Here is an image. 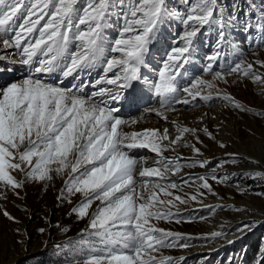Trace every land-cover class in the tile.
Instances as JSON below:
<instances>
[{"label": "snow or ice", "instance_id": "snow-or-ice-1", "mask_svg": "<svg viewBox=\"0 0 264 264\" xmlns=\"http://www.w3.org/2000/svg\"><path fill=\"white\" fill-rule=\"evenodd\" d=\"M242 15L235 7L228 12L220 0H0V73H23L0 85V198L7 199L9 192L19 198L26 182L64 178L58 199L71 203L79 194L71 213L88 219L71 248L76 253L71 264H177L162 250L189 247L178 242L190 238L155 222L175 218L179 223L172 209L189 200L202 202L206 193L199 189L215 193L208 177L178 184L167 175L209 161L164 153L183 146L199 156L195 144H181L185 134L198 144L203 143L198 132L216 137L208 128L175 122L174 136L167 128L125 131L138 120L122 118L120 112L124 104L139 105L143 96L156 98L160 107L147 111L165 122L166 111L195 107L199 101L219 99L249 111L217 85H228L233 75L264 82V72L254 67L264 69V60L249 62L239 42L229 39L233 32H255L258 38L246 41L248 49L258 50L254 56L264 54V0L251 3ZM174 25L178 30L172 34ZM213 34V51L201 58L199 46L207 47ZM158 46L162 55L156 61ZM225 47L238 53L227 63ZM201 60L200 73L211 79H189V66ZM69 77L73 82L66 84ZM219 147L228 146L221 142ZM135 149L155 154L154 165L143 166L147 158L132 155ZM229 159L237 157L229 154ZM19 174L23 179H17ZM210 179L222 182L223 177ZM190 180L200 181L195 194L187 199L174 195L172 190L191 187ZM3 215L17 222L7 211ZM51 227L61 228L59 223ZM252 227L243 224L236 231L246 234ZM228 234L217 231L202 238ZM17 235H22L19 229ZM256 264H264V253Z\"/></svg>", "mask_w": 264, "mask_h": 264}, {"label": "rangeland", "instance_id": "rangeland-1", "mask_svg": "<svg viewBox=\"0 0 264 264\" xmlns=\"http://www.w3.org/2000/svg\"><path fill=\"white\" fill-rule=\"evenodd\" d=\"M220 2L226 5L228 12H231L233 7L240 10L242 19V13L248 10L251 3L261 4V0H220ZM177 30L178 25H174L171 29L172 34H175ZM252 38H258L255 32L250 36L242 32H233L229 36L230 40L239 42L237 47L245 49V55L249 62L257 59L264 60V54L253 55L258 51L257 49H248L246 41ZM208 39L207 47L203 42L199 46L198 55L201 58L213 51L215 35L213 34ZM162 47L158 46L154 50L156 61L162 55ZM224 51L227 53L224 63L233 60L238 54L236 50L228 47H225ZM201 66L202 60L199 64L189 66V79L193 75L200 76L205 80L211 79L210 74L200 73ZM254 67L257 71L264 72V69H261L259 65ZM96 75L97 73H94L93 78ZM21 77L20 72L0 73V85ZM68 79L71 82H66V84L73 82L71 77ZM228 80V85L217 82L218 87L222 92L230 94L237 102L246 106L249 111L240 112L219 99L211 102L199 101L195 107L179 106L176 111L168 113L173 114L177 119H168L165 122L154 113L147 111L150 108L160 107L153 96L136 108V113L140 112L139 114L125 118L132 120L140 115H145L140 120L144 122L145 119L152 120L157 117L159 126L156 129L163 131L164 128H167L171 136L176 134L173 123L175 122L181 126L197 129L208 128L216 137L215 140H212L203 132H198L200 140L203 141L202 144H198L190 135L185 134L181 144H195L201 149L202 155L199 156L191 147L183 146H178L175 152L164 153L166 157L182 156L186 160L209 161L204 167L185 166L179 173L173 175L169 172L167 175L178 184L185 178L194 180L198 176L208 177L212 191L215 193L213 195L207 193L205 189H199L206 193L202 202L189 200L186 204H178L172 211L180 219L179 223L175 222V218L171 222L166 220L155 222L158 227L190 238L178 242L179 244L187 243L190 245L189 247L162 250L163 256L173 257L177 264H250L249 259L254 246H257L256 261L264 253V173L256 171L257 169H240L238 165L242 163V160L239 158L233 162L229 159V154H232L230 152L208 158L210 148L216 144L219 147L218 140H222V137H232L235 143H240L241 146L253 145L254 155L264 159V82H253L235 75L228 77ZM213 94L215 95L214 92ZM146 98L147 96H143V99ZM131 126L132 128L126 127L124 130L130 132V130L151 129L147 126L137 129L141 126L138 124ZM227 127L230 130L226 131ZM231 131L232 135H230ZM232 145L234 146V143ZM260 145L263 146L262 149H260ZM227 149L228 147L223 148V150ZM132 155L146 157L147 160L143 165L145 167L153 166L156 160V155L145 149H135ZM213 175L223 177L222 182L210 179ZM17 179H23V174L17 175ZM192 180H190L191 187L184 185L182 190H172L174 195H180L187 199L188 195L195 194L200 181L192 183ZM63 188L64 178L55 177L49 183L26 182L25 187L19 190V198L11 192L8 193L7 199L0 198V264H71L76 255L71 248L79 241L88 219L78 220L71 213V209L80 202L79 194L71 197V203L58 199ZM161 198L164 199L163 196ZM244 201L254 206V209L250 211L246 209ZM94 208L95 205H93ZM4 211H7L17 222L5 217ZM89 211L91 213L92 210ZM57 223L67 231L62 232L61 228L53 229L51 227L52 224ZM248 223H252L253 227L251 230H246V234L236 231L237 228ZM40 228H45L46 231L42 234L38 231ZM17 229L22 235H17ZM217 231L229 234L226 238H202L210 237ZM20 240L23 241L22 244L18 243ZM230 240L234 242L229 243ZM70 242H72L71 245ZM57 245H63V248L58 250Z\"/></svg>", "mask_w": 264, "mask_h": 264}, {"label": "bare ground", "instance_id": "bare-ground-1", "mask_svg": "<svg viewBox=\"0 0 264 264\" xmlns=\"http://www.w3.org/2000/svg\"><path fill=\"white\" fill-rule=\"evenodd\" d=\"M21 75L23 76V73H21ZM93 75H94V73H93ZM66 82H71V81L67 78V80H65V83ZM148 100H149V96H147L146 99H143L142 102L139 105H141L142 103H144V102H146ZM139 105H137V106H132V105L128 106V105L124 104L123 107H122V110H121V117L122 118H130L131 116H135V115L139 114L140 112L139 113H133V111L136 110V108H138ZM150 107H152V106H150ZM168 113H170V112H167V113L165 112V114L168 116V119H171V120H176L177 119V118L174 117L173 114L170 115ZM144 116L145 115H140L138 117L133 118L135 120H138V123H136V124L141 125L140 127H137V129H139L141 127L143 128L145 126L151 128V129H156L159 126V123L157 122L159 120H156L157 117H155L152 120H149V119L146 120L145 119L144 122H143V120L141 122L140 121L141 117H144ZM130 128H132V126ZM225 130L226 131L230 130V128L227 127ZM130 131H132V130H130ZM232 131L230 132L231 133L230 135H232ZM221 142H223L226 145H228V149L227 150H223V148L220 149L217 146V144H216L212 148H210V155H208V158L209 157H214V156H219V155H221L223 153L230 152L232 154H235L237 159L240 158L242 160V163L238 165V167L240 166V169L241 168L242 169H251V170L257 169L256 171L259 170V171L264 173V159H262L260 156H255L254 155L253 147H252L253 145L248 144V146H244V145L241 146L240 143L239 144L235 143V140H233L232 137H230V138H228V137L223 138L222 137V140H218V143H221ZM233 143H234V146L232 145ZM251 144H253V143H251ZM262 148H263V146L260 145V149H262ZM205 151H207V150H205ZM247 162H248V164H245ZM244 203H245L244 207L246 209H248L249 211L254 209L253 208L254 206L248 204L247 201L246 202L244 201L243 204ZM243 204H242V206H243Z\"/></svg>", "mask_w": 264, "mask_h": 264}, {"label": "trees", "instance_id": "trees-1", "mask_svg": "<svg viewBox=\"0 0 264 264\" xmlns=\"http://www.w3.org/2000/svg\"><path fill=\"white\" fill-rule=\"evenodd\" d=\"M257 252V246L253 247V251H252V256L250 257L249 261L250 264H255L256 258H255V253Z\"/></svg>", "mask_w": 264, "mask_h": 264}]
</instances>
